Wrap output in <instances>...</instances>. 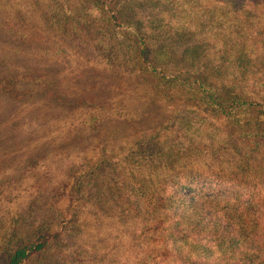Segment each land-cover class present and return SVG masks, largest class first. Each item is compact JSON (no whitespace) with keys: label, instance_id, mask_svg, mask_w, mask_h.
<instances>
[{"label":"trees","instance_id":"trees-1","mask_svg":"<svg viewBox=\"0 0 264 264\" xmlns=\"http://www.w3.org/2000/svg\"><path fill=\"white\" fill-rule=\"evenodd\" d=\"M133 1L151 4V11L135 12L128 0H87L74 9L50 0L47 12L34 0L42 20L58 34L72 23V36L42 45L41 38L23 35L22 46L30 48L20 50L9 33L0 34V52L18 54L0 56V66L10 60L0 69V264H29L64 236L43 228L24 238L48 186L66 198L64 215L58 216L66 224L78 219L88 195L105 211L126 204L134 229L150 240V254L139 251L142 261L132 264H264V0H206L219 1L247 24L246 40L261 41L263 52H253L251 45V52L242 49L236 57L237 45L211 38L204 22L189 17L185 0ZM52 44L60 53H49ZM67 52H81L75 67L89 59L84 52H98L91 62L111 72L116 52H124V63L148 79V100L150 91L160 105L177 108L142 136L124 137L120 148L102 146L91 156L80 142L90 140L84 129L93 137L101 129L96 99H84L87 84L73 87L72 101L61 98L46 84L51 68L40 70L60 64ZM17 64L19 70L11 71ZM65 67V74L74 68ZM90 68L79 67L78 79L89 76ZM250 74L252 90H246L240 82ZM21 83L31 89L19 90ZM34 83L37 88L29 85ZM181 99L198 110L178 106ZM223 119L237 131L227 132ZM237 135L242 147L235 144ZM29 179L35 184L28 185ZM20 196H32L24 205L28 215L11 205Z\"/></svg>","mask_w":264,"mask_h":264},{"label":"rangeland","instance_id":"rangeland-1","mask_svg":"<svg viewBox=\"0 0 264 264\" xmlns=\"http://www.w3.org/2000/svg\"><path fill=\"white\" fill-rule=\"evenodd\" d=\"M62 3L68 4L76 8L79 2L81 4H87V0H59ZM125 1V0H121ZM184 2V0H179ZM181 2V3H182ZM41 6L47 8L49 12L50 0H39ZM60 3V2H59ZM34 0H0V34H10L12 40H17L20 46L17 48L25 49L30 48L29 46H22L21 42H24L23 35L41 38L42 45L47 42H57L64 38L65 36H72V23L66 28V31L60 30L59 34H65L63 37L59 35L54 29L49 27V23L43 21L40 17V12L34 7ZM130 8H134L135 12L142 14L144 12L151 11L152 5L150 7H142V2L136 3V1L128 0ZM185 7L187 8L189 17L192 19H199L207 25L208 34L211 38L220 37L223 38L231 46L236 44L234 47V55L242 51V49L251 52L252 40H246L250 33L249 26L241 22L239 18H235L233 15L225 10V6L219 1H206V0H185ZM148 8V9H147ZM117 9V7L115 8ZM127 11V10H126ZM200 16L201 18H198ZM132 18V16L130 17ZM138 14L133 21L138 20ZM77 28V27H76ZM259 37H256L257 40ZM254 41V40H253ZM261 42V41H259ZM258 42V43H259ZM253 45V52H263L260 50L259 44ZM58 48L55 44H52L48 51L49 53H60L55 52ZM243 50V51H244ZM74 53H66L63 55V60L60 64H53L52 67L47 68L46 66H41L44 72L48 69V74L50 77L46 80V84L60 91L61 98L65 100L72 101L71 91L75 85L87 84V91H85L84 99L95 98V116L97 121L100 120L101 129H99L92 136V131L86 130V134L89 135L90 140H84L80 142V149L91 154L95 157L96 153L102 146H110L112 148H120L121 142L128 136H142V131L148 128H154L156 125L160 124L167 118H170L172 111L176 107L168 108L166 105L162 106L160 103L155 101L154 96L148 100L144 91L148 87V79L140 76L142 71L129 68L128 64L124 63L125 59L123 57L124 52H116L118 57L113 59L109 64L115 66V70L111 72V67H104V65H96L91 61L95 59L98 52H84V54L89 58L88 60H83L84 64L89 65L90 72L89 76L84 74L83 78L78 79V74L76 70L83 66H77V63H81L79 55ZM179 54V50L176 52ZM255 53V54H256ZM2 54L12 55L14 59L18 54H11V52H0ZM25 52L24 55H27ZM78 55V59H77ZM6 64L0 66V69L9 67V58ZM124 63V64H121ZM74 66L67 74L64 73L65 68L62 66ZM218 66L217 64H215ZM21 64H17V67L11 69V71H17L21 67ZM263 66L256 62V67ZM107 71V72H106ZM97 72V74H96ZM118 72L123 73L122 76L118 75ZM129 72H134L129 75ZM140 72V73H139ZM254 69L250 73H253ZM16 73V72H15ZM106 73V74H104ZM112 73V75H111ZM17 74V73H16ZM110 74V77H109ZM103 76L106 79L99 81L98 77ZM87 78L84 81V78ZM245 81H241L240 84L246 87V90H252V87L248 85L249 81L253 79L252 74L246 77ZM30 86L36 87V84H29ZM39 86L44 85V81H40ZM52 85V86H51ZM248 85V86H247ZM19 90L24 91L31 89L24 83L18 85ZM37 88V87H36ZM29 91V90H28ZM58 91V92H59ZM31 92V91H30ZM68 97V98H66ZM148 104H151L148 106ZM178 106H188L189 108L197 109L198 107L193 104V102H184L181 99L177 101ZM82 111L88 110L87 106H81ZM166 109L164 112H162ZM90 110L86 114H90ZM96 121V122H97ZM228 121L224 119L221 121L223 127L227 125V132L237 129L232 128L228 125ZM219 124V123H218ZM162 130V129H158ZM166 130V128H163ZM168 131H174L172 127L167 128ZM226 130V129H225ZM155 132V131H154ZM236 136V132H233ZM238 136V135H237ZM122 138V139H121ZM208 139V138H207ZM114 140V142H112ZM120 144V145H119ZM124 143H122L123 145ZM235 144L242 147V140L236 138ZM117 145V146H116ZM46 168H49L51 161L45 162ZM229 163L227 164V166ZM43 172V171H40ZM29 175V174H27ZM30 176V175H29ZM37 176L35 177L36 180ZM94 180H92L93 182ZM28 185L35 184V181L29 179ZM45 192H48L47 197H40L38 199V210L35 212L39 214L36 218L30 219L25 230L28 231L24 238L32 235L34 232L41 230L43 228L50 230L63 231L64 236H61V240H55L53 246H51L47 251L41 252V254L35 255L29 261V264H132L142 261L143 254H150L147 251L149 247V242L144 235H142V230H136L133 227V223L129 220L126 215L130 210L127 205L124 204L122 210H109L105 211L102 206H95L93 202L96 200L95 196L88 195L85 199L81 200L80 206L83 211L80 213L78 219L72 224H66V218H59V214L64 215L61 209L65 207L66 198L63 197L62 190H54L51 186H48ZM32 199V196L28 198H23L20 196L17 200L12 202V207L17 208L18 211L22 212V215H28L27 205ZM67 206V205H66ZM1 212V204H0ZM126 212V213H125ZM71 215V214H70ZM71 217H73L71 215ZM52 224V221L56 220ZM64 220V221H63ZM39 221L46 222L45 227H34ZM5 226V225H4ZM142 251V255L139 253Z\"/></svg>","mask_w":264,"mask_h":264}]
</instances>
